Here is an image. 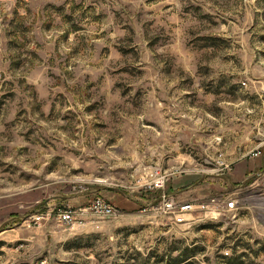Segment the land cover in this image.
Masks as SVG:
<instances>
[{
  "label": "rangeland",
  "instance_id": "374dc122",
  "mask_svg": "<svg viewBox=\"0 0 264 264\" xmlns=\"http://www.w3.org/2000/svg\"><path fill=\"white\" fill-rule=\"evenodd\" d=\"M0 264H264V0H0Z\"/></svg>",
  "mask_w": 264,
  "mask_h": 264
},
{
  "label": "built area",
  "instance_id": "2783aa9c",
  "mask_svg": "<svg viewBox=\"0 0 264 264\" xmlns=\"http://www.w3.org/2000/svg\"><path fill=\"white\" fill-rule=\"evenodd\" d=\"M253 155H259L261 150H253ZM171 173L157 170L153 179L147 183L149 189L160 190L159 203L157 205L158 213L166 217L169 221L176 224L187 225L195 218H203L211 215L218 216L222 213L237 214L243 207L241 198L238 196H229L218 194L213 196L209 201L198 204L191 200H182L175 193L167 191V179ZM221 195V196H220ZM116 211V206L106 200L104 197L98 196L88 202L85 206L79 208H65L58 213V219L63 223H71L82 218L84 215L92 217H109ZM50 212H40L34 214L27 222L28 226L38 225L48 219ZM82 220V219H80Z\"/></svg>",
  "mask_w": 264,
  "mask_h": 264
},
{
  "label": "crops",
  "instance_id": "0c3cea01",
  "mask_svg": "<svg viewBox=\"0 0 264 264\" xmlns=\"http://www.w3.org/2000/svg\"><path fill=\"white\" fill-rule=\"evenodd\" d=\"M245 169H246V167H245Z\"/></svg>",
  "mask_w": 264,
  "mask_h": 264
}]
</instances>
